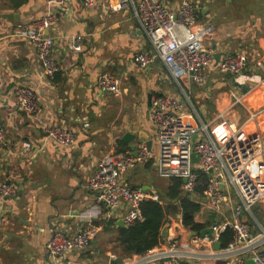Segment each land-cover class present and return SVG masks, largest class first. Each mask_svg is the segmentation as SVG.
<instances>
[{
	"label": "crops",
	"instance_id": "crops-1",
	"mask_svg": "<svg viewBox=\"0 0 264 264\" xmlns=\"http://www.w3.org/2000/svg\"><path fill=\"white\" fill-rule=\"evenodd\" d=\"M63 1L60 6L56 1L27 0L16 8L9 0H0V127L5 131L0 184L8 181L17 189L13 198L0 199V209L10 218V224L0 228V264H110L114 249L121 256L122 228L117 222L126 210L122 207L109 217L88 182L104 158L131 146L137 151L138 143L146 142L141 138L148 135L154 156L122 181L158 194L149 182L158 155L148 120L149 96L182 98L181 85L155 54L132 8L114 13L111 5L116 0ZM193 1L198 22L213 27L206 47L215 57L205 68L204 84L186 83L185 113L198 124L220 115L243 123L251 110L257 126L250 133L264 136V87L247 100L248 110L234 104V95L243 90L229 73L219 70L222 57L230 53L244 57L246 72L264 76V0ZM8 13L17 14L19 22L1 17ZM48 14L57 17L48 30L54 41L51 58L60 68L54 77L46 74L33 44L14 35L17 27ZM77 35L83 36L81 52L73 49ZM141 52L155 56L149 70L137 64ZM104 73L118 80L117 93L100 88ZM23 85L39 99L41 109L34 116L23 112L15 100L16 88ZM46 125L72 131L76 147L67 149L48 138ZM126 134L134 136L130 144L124 142ZM86 228L96 229L87 250L68 253L59 262L49 256L46 245L55 231L73 236Z\"/></svg>",
	"mask_w": 264,
	"mask_h": 264
},
{
	"label": "built area",
	"instance_id": "built-area-1",
	"mask_svg": "<svg viewBox=\"0 0 264 264\" xmlns=\"http://www.w3.org/2000/svg\"><path fill=\"white\" fill-rule=\"evenodd\" d=\"M48 1H56L60 6L64 4L63 0ZM174 5L177 10L173 9ZM128 8H132L155 54L166 64L182 89V98L171 95L154 97L148 111V120L154 128L153 140L158 146V174L162 178L182 180V191L191 194L200 206L195 220L208 222L204 230L212 228V233L193 236L189 228L180 229V215L169 226L171 233L161 245L142 254L124 257L111 254L110 260L121 258L122 264H218L219 261L246 264L248 260L264 264V213L255 211L264 204V136L261 132L250 133L257 126V115L251 112L242 124L224 115L217 116L208 124H198L192 115L185 113L189 103L186 83L204 84L207 80L205 68L214 61L215 52L206 47L213 27L198 22L193 0H172L171 3L164 0H116L111 5L114 13ZM56 23V15L48 14L14 31L16 37L33 44L43 69L50 77L60 69L51 58L54 41L48 35V30ZM82 40V35L74 38L75 52L82 51ZM154 59L153 54L141 52L136 61L145 71L151 68ZM244 61L242 55L225 54L219 70L229 73L232 81L240 86L239 90L248 88L242 94L234 95V104L249 108L247 100L254 91L264 87V76L246 72ZM99 86L112 93L119 91L118 80L109 73L102 75ZM15 100L28 115L34 116L41 109L37 94L30 87H17ZM44 131L48 138L63 147H76L77 139L72 131L50 125H46ZM4 140L5 131L0 127V147ZM193 155L198 162H193ZM153 156V149L141 141L137 145L136 156L127 150L104 158L88 182L96 200L106 205L109 217L125 208L121 219L128 227L143 221L141 205L144 202H160V197L156 192L123 183L122 177ZM2 164L0 155V171ZM200 174L206 176L204 184ZM200 184L204 186L203 192L196 195ZM16 193L12 183L4 181L0 184L2 201L13 198ZM9 224V216L0 209V228ZM227 232L233 234L232 240L216 250L215 244L221 242ZM95 235L94 228L80 230L73 236L57 230L49 239L46 250L59 262L68 253L87 250Z\"/></svg>",
	"mask_w": 264,
	"mask_h": 264
},
{
	"label": "trees",
	"instance_id": "trees-1",
	"mask_svg": "<svg viewBox=\"0 0 264 264\" xmlns=\"http://www.w3.org/2000/svg\"><path fill=\"white\" fill-rule=\"evenodd\" d=\"M11 5L20 8L27 0H9ZM201 182L204 184L206 176L200 174ZM203 185H198L195 194L201 195ZM143 215L142 222H136L128 229L119 230V248L121 257L142 254L161 245L165 238L162 231L166 225H171L178 215L182 216V223L186 228L196 233H201L207 223H200L195 216L200 211V206L195 202L191 194L182 191V180L170 179L169 186L163 194L160 202L147 201L141 205ZM231 232L225 233L221 242L225 247L232 240Z\"/></svg>",
	"mask_w": 264,
	"mask_h": 264
},
{
	"label": "water",
	"instance_id": "water-1",
	"mask_svg": "<svg viewBox=\"0 0 264 264\" xmlns=\"http://www.w3.org/2000/svg\"><path fill=\"white\" fill-rule=\"evenodd\" d=\"M2 18L8 20L9 22L11 23H18L19 22V16L15 13H8V14H2L1 15ZM220 58L219 54L216 56V60L218 61ZM236 86L239 88L240 86L236 84ZM242 90L245 92L248 90L247 87H243ZM151 101H152V95L149 96V106H151ZM134 139V136H131L130 134H126L125 135V138H124V142L127 143V144H130L132 142V140ZM141 139H144L147 143V146L149 149L152 148V145H153V142L152 140L149 138L148 135H145L143 138ZM131 150L133 151V155L136 156L137 155V151H136V147L135 146H131ZM193 162H198L197 158L195 155H193ZM184 183H186L187 181L186 180H183ZM179 217H181L179 215ZM117 226L119 228H122V229H128V226H126L124 224V222L122 220L118 221L117 222ZM212 233V228L210 229H205L201 232V235L204 236L206 234H211ZM192 235H196V232H193ZM162 236L163 238H167L169 236V225H166L162 231ZM214 248L216 250H220L222 248V243L221 242H218L217 244H215ZM110 264H122V259L119 258L118 260H114L112 261ZM246 264H255L252 260H248L246 262Z\"/></svg>",
	"mask_w": 264,
	"mask_h": 264
},
{
	"label": "rangeland",
	"instance_id": "rangeland-1",
	"mask_svg": "<svg viewBox=\"0 0 264 264\" xmlns=\"http://www.w3.org/2000/svg\"><path fill=\"white\" fill-rule=\"evenodd\" d=\"M244 107V106H243ZM245 108V107H244ZM249 110V108H247ZM250 113H251V110H249ZM249 113V114H250ZM233 120V119H232ZM235 122H237L236 120H233ZM239 123V122H237ZM244 123V122H243ZM242 124V123H240ZM150 178H149V182L153 185V187L158 191V195L160 197V200H162L163 198V194L165 193L168 185H169V182H170V179H166V178H162L159 176L158 174V171L156 169H153L151 172H150ZM161 193V194H160ZM263 206L264 204H260L257 208H255V211L258 212V213H264V209H263ZM179 217V215L177 216V218ZM177 221V219L175 220ZM170 226V225H169ZM180 229H187L183 223H182V219H181V226H180ZM177 234H180V232H178ZM113 249H114V246H113ZM115 252H113L114 254H116L118 256L119 252H117L115 249H114ZM120 257V256H118ZM218 264H225V262L223 261H219Z\"/></svg>",
	"mask_w": 264,
	"mask_h": 264
}]
</instances>
